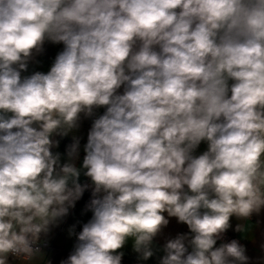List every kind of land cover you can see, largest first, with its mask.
<instances>
[{
    "label": "clouds",
    "instance_id": "clouds-1",
    "mask_svg": "<svg viewBox=\"0 0 264 264\" xmlns=\"http://www.w3.org/2000/svg\"><path fill=\"white\" fill-rule=\"evenodd\" d=\"M46 40L63 51L21 79ZM101 106L82 165L93 216L60 264H121L128 238L147 260L164 212L194 235L160 264H249L238 240L216 245L264 209V0H0V264L32 260L89 187L51 137Z\"/></svg>",
    "mask_w": 264,
    "mask_h": 264
},
{
    "label": "crops",
    "instance_id": "crops-1",
    "mask_svg": "<svg viewBox=\"0 0 264 264\" xmlns=\"http://www.w3.org/2000/svg\"><path fill=\"white\" fill-rule=\"evenodd\" d=\"M63 49V43L53 44L52 42L46 40L41 51L33 50L31 57L27 60V70H23L22 79L25 77H29L36 72L46 74L53 65L57 54L63 51ZM157 50H159L158 47ZM15 66L18 67V65ZM231 83L232 81H229V84ZM123 92L124 86L122 85L121 88L117 90V94H123ZM105 111L106 106H101L93 108V114L91 116H85L84 113L80 114V118L78 121L79 126L75 129L70 130L67 135H64L66 137V140L63 141L64 149L62 153L59 154L60 164L64 163L63 161L67 159V157H65L67 155L66 151L70 149V146L77 139L79 141V151L78 156L75 158L74 164L75 166H77L80 162H83L85 156L84 146L87 143L88 132L92 126L93 121L103 115ZM8 115L10 116L11 114L9 113ZM51 138L54 141H57L58 143L60 142V144H62V141L60 140L61 135L54 133ZM55 147H53L52 149H54ZM207 148L208 143L206 141H202L200 145L193 151L192 155L194 157L199 156L200 154L205 152ZM57 171H59V168H57ZM87 185H89L88 188L92 193V188L94 187V185L92 184L90 178L88 179ZM184 191L188 192V194H191L186 185L184 186ZM101 195H103V193ZM91 199L92 194L88 195V197L86 198L87 206L89 205ZM77 202L78 200L75 202L73 207H69V211L66 216L57 218L55 221H53L58 225L63 224L65 221H67V223L65 224L64 237L62 238L61 236H58L54 227L49 225V231L46 234L44 233L45 238L52 240L53 242H55V244L64 243L66 247H70L73 244L74 240L78 238V234L82 231V229L68 222L69 215L75 208ZM201 211L203 212L204 210ZM163 215L166 219L169 220V223L167 226L161 229V231L152 241L151 248L154 252V255L147 260L141 258L144 262L154 263L158 261L161 256L165 255L164 245L166 244V242L170 239H175L178 235L182 234L187 235L188 239L185 240V244L188 248V251H192L189 240L194 234L190 232L188 226L184 223L178 222V219L176 217H169L167 212H164ZM81 216H86L89 218V220H91L93 213L91 211L90 214H82ZM237 225H240L242 227V231H235ZM227 232L238 235L240 238L245 240L246 255L249 257V264H264V209H262L259 214L253 213L252 216L248 219L232 216L230 218V228ZM133 245L134 239L128 238L123 248L117 250V252H123V254L126 255H133L136 253V251H134ZM216 246L218 247L219 244H217ZM49 259V253L41 252L29 261L12 262L7 259V264H42L44 262H47Z\"/></svg>",
    "mask_w": 264,
    "mask_h": 264
},
{
    "label": "built area",
    "instance_id": "built-area-1",
    "mask_svg": "<svg viewBox=\"0 0 264 264\" xmlns=\"http://www.w3.org/2000/svg\"><path fill=\"white\" fill-rule=\"evenodd\" d=\"M18 70L19 67L15 66ZM21 71V79L23 75V70ZM67 221H65L63 224H55L52 222L50 225L54 227L56 234L58 236L64 237V230H65V224ZM155 238V237H154ZM236 239L238 240L242 245L246 247V242L244 239L240 238L238 235L232 234L230 232H226L222 234V237L217 240V244L227 243L231 240ZM154 240V239H153ZM78 243V238H76L73 242V244L70 247H66L65 244H55L52 240H49L44 237V233L42 232L40 234V239L37 242L34 247H39L40 252H46L50 254V259L47 262H44L42 264H60L62 260H66L68 256L74 251L75 245ZM164 256V255H163ZM161 256L158 261L154 263H147L142 261L141 256L139 253H135L133 255H126L123 254L121 264H160V260L163 257ZM7 259L12 262H19V261H29L24 259L23 257H17L11 253L8 254Z\"/></svg>",
    "mask_w": 264,
    "mask_h": 264
},
{
    "label": "water",
    "instance_id": "water-1",
    "mask_svg": "<svg viewBox=\"0 0 264 264\" xmlns=\"http://www.w3.org/2000/svg\"><path fill=\"white\" fill-rule=\"evenodd\" d=\"M60 140L62 141V144H60V142L58 143V145L54 148L51 149L53 155L55 154H60L62 153L63 149H64V140H66L65 136H61ZM68 151V150H67ZM66 151L67 155L65 157H67V159H65V161H63L64 163H74L75 159H73L72 157L68 156V152ZM64 163L60 164L63 165ZM83 162H80L76 168L80 171V176H79V180L78 182L81 185L87 184L89 177L85 176L84 173L87 171L86 169H84L82 167ZM69 187H72L71 181H69ZM91 191L89 188H87L82 197L78 200L75 208L73 209V211L70 213L69 218H68V222L80 229L83 228V225L88 223L89 218L86 216H81L82 214H90V209H88V206L86 204V198L88 197V195H91Z\"/></svg>",
    "mask_w": 264,
    "mask_h": 264
}]
</instances>
